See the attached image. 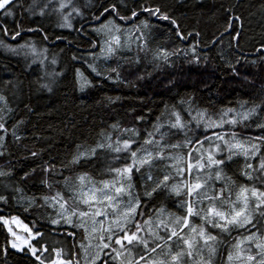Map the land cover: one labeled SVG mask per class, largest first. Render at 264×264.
Wrapping results in <instances>:
<instances>
[{
	"label": "trees",
	"instance_id": "trees-1",
	"mask_svg": "<svg viewBox=\"0 0 264 264\" xmlns=\"http://www.w3.org/2000/svg\"><path fill=\"white\" fill-rule=\"evenodd\" d=\"M13 2L16 4L13 15H0V27L7 29V34L0 31V94L6 97L12 109L5 118L7 132L4 147L0 149L4 153L0 155V169L11 171L10 176L0 177V194L7 198L6 202H0V216L18 217L34 233L40 231L42 236L37 239L46 241L45 247L53 246L45 239L46 235L57 237L54 247L63 250L62 256L67 251L60 241L68 239L72 251L73 238L58 234L49 225L50 208L41 200L43 195L52 194V190L41 183L46 163L56 164L57 170H61V162L67 161L78 145L82 150L94 145L104 132H112L115 138L117 133L111 127L114 124L120 128L136 127L143 135L165 105L183 107L181 100L191 99L194 108L206 109L213 119H218L223 109L239 110L244 102L247 108L264 98V0H73L82 14L73 13L69 17L71 27L61 26L64 21L55 10L60 0H35V15L29 11L34 0ZM109 3L117 4L121 15H129L134 8L138 15L126 21L106 12L101 15L103 7ZM41 4H48L44 16L39 15ZM141 5L159 6L162 12L174 18L180 32L185 34L183 39L176 36L175 26L168 21L140 11ZM105 17L121 26L122 42L123 33L134 24L139 26L142 20L147 21V49L138 51L133 45L131 51L125 48L108 60L97 58L99 44L106 37L96 29L102 22L107 24ZM235 17H239L238 22ZM229 23L231 28H227ZM17 25L20 35L13 39ZM29 28L34 30L28 31ZM233 33L238 35L234 38ZM93 42L97 47L92 46ZM25 43L35 46L37 52L46 50L43 65L38 59L33 63L30 53L24 55L27 50L19 46ZM193 46L199 63L191 62L190 55L173 56L167 64L152 58L156 48L189 50ZM53 58L55 64L50 63ZM90 63L100 70L119 66V79L96 76ZM77 70L91 81L90 85L81 88ZM110 75L115 77V73ZM42 84L49 87H41ZM137 117L142 119L137 120ZM256 119L245 121L247 126L230 129L225 124L224 128L235 130L238 138L254 137L261 132L255 126ZM13 128L19 140L12 135ZM203 131V127L194 128L189 135L195 138ZM32 152L37 155L33 156ZM109 163L117 166L121 161H113L109 153L98 151L87 164L81 162L83 167L78 165L63 171L65 174L86 171L95 177ZM144 171L141 169L142 173ZM159 172L158 167L152 169L154 176ZM138 177L139 174L133 178L134 190L143 193ZM49 182L52 183L51 176ZM17 188L20 191H16ZM33 197L35 202L29 207L28 201ZM182 198L158 192L151 198L143 197L141 206L145 216L161 204L176 213ZM68 230L76 233L75 242L83 239L81 232ZM243 231H233L230 236L223 234L224 244L218 248L217 264H221V256L226 258L228 243ZM31 243L35 245L36 240ZM42 258H55V253L44 252ZM0 264H38L27 248L11 249L10 235L2 222Z\"/></svg>",
	"mask_w": 264,
	"mask_h": 264
},
{
	"label": "snow or ice",
	"instance_id": "snow-or-ice-1",
	"mask_svg": "<svg viewBox=\"0 0 264 264\" xmlns=\"http://www.w3.org/2000/svg\"><path fill=\"white\" fill-rule=\"evenodd\" d=\"M35 6L34 0L33 8L29 9L33 15L36 14ZM15 7L13 0H0V15L12 16ZM39 8V15L44 16L48 4H41ZM55 10L64 21L62 27H71L69 17L73 13L82 14L73 0H60ZM140 11L168 21L175 26L176 36L183 39L185 34L180 32L177 21L162 12L159 6L141 5ZM105 12L122 21L138 15L135 8L129 15H121L115 3L105 5L101 15ZM105 20L107 24L102 22L96 29L106 37L99 44L97 58L108 60L125 48L131 51L133 45L138 51L147 49V21L142 20L139 26L134 24L132 29L123 33L125 39L122 42L121 35H118L121 26L108 17ZM235 20L238 22L239 17ZM231 26L229 23L227 28ZM0 31L7 34L3 27ZM18 35L19 25L12 38ZM236 35L238 33H233L234 38ZM92 46L95 48L97 44L93 42ZM19 47L27 50L25 56L29 53L33 56V63L38 59L43 65L47 59L46 50L37 52L35 46L28 43ZM177 55H190L191 62L199 63L195 46L189 50L156 48L152 52L154 60L165 64ZM136 61L139 62V57ZM55 62L54 58L50 61ZM89 67L96 76L119 79V66L100 70L90 63ZM111 73H115V77ZM77 75L82 77L79 81L81 88L91 84L79 70ZM41 87L48 88L49 85L42 84ZM245 103L240 104L239 110L223 109L219 118L213 119L206 109L194 108L191 99L181 100L183 107L165 105L143 135L136 127L120 128L114 124L111 127L117 133L115 138L112 132H104L99 134L94 145L83 150L78 145L71 157L61 162V170H57L56 164L46 163L41 183L51 189L52 194L43 195L41 200L53 210L50 224L60 226L58 229L54 227V231L73 238L71 254L65 252L61 256L62 249L53 247L55 258H42L48 250L46 241L37 239L42 233H33L26 224L21 225L28 234L23 239L8 228L15 241L20 242H11V247L21 250L24 245L38 264H46V261L47 264H97V261L100 264H217L218 248L224 244L223 234L230 236L233 231L243 229L228 243L227 256H221V264H264V98L247 108ZM11 111L6 97L0 94V149L4 147V133L7 132L5 118ZM252 117H257L254 123L261 129L254 137L238 138L235 130L224 128L225 124L230 129L237 125L247 126L244 122ZM140 119L142 117H137ZM201 127L204 131L199 136L189 135L194 128ZM12 135L20 139L14 128ZM98 151L109 153L113 161L121 163L117 166L109 163L95 177L86 171L64 173L63 169L83 167L81 162L87 164ZM3 154L0 150V155ZM32 155L37 153L32 152ZM238 157L242 159H236ZM157 167L160 172L154 176L152 169ZM141 169L145 171L142 173ZM137 174L143 193L134 190L133 178ZM10 175V170L0 169V177ZM57 184L59 188L55 187ZM158 192L183 197L178 205L179 215L161 204L145 216L141 206L143 197L151 198ZM6 201L7 198L0 194V202ZM34 202V197L29 199L28 206ZM11 221L21 223L15 216ZM0 222L4 226L9 224L3 216H0ZM64 225L68 229L82 230L83 240L75 242L76 233L64 229ZM206 228L219 231L213 233ZM31 240H36V244L30 243ZM93 240L98 242L93 244Z\"/></svg>",
	"mask_w": 264,
	"mask_h": 264
},
{
	"label": "rangeland",
	"instance_id": "rangeland-1",
	"mask_svg": "<svg viewBox=\"0 0 264 264\" xmlns=\"http://www.w3.org/2000/svg\"><path fill=\"white\" fill-rule=\"evenodd\" d=\"M122 30V29H121ZM118 35H121V41H122V33H118ZM79 80H81V77H79ZM166 210H168V211H171V209H168V208H165ZM176 214L177 215H179L180 214V209H179V207H177V209H176ZM53 215V210L50 208V213H49V220H50V216H52ZM18 218V217H17ZM6 219H8L9 220V224L6 226V228H7V231H8V228H11L12 229V232L13 233H15L16 235H18V236H20L22 239L23 238H25V237H27V233L24 231V229H23V227L21 226L22 224H25L20 218H18V220L21 222L20 224H17V223H15V222H13V221H11V217L10 218H6ZM99 219V218H98ZM49 225L52 227V228H60V226L58 225V226H53V225H51L50 224V222H49ZM29 227V226H28ZM64 227H66V228H68V226L67 225H64L63 226V228ZM30 228V227H29ZM31 229V228H30ZM32 230V229H31ZM77 230V229H76ZM77 231H79V232H81L82 233V237H83V231L82 230H77ZM185 231H187V229H185ZM32 232L34 233V231L32 230ZM8 233H9V231H8ZM9 235H10V247H11V242H16V243H20L19 241H15V237L11 234V233H9ZM45 239L47 240V242L49 243V244H51V245H53V246H47L46 248L48 249L47 251H45L46 253H48L49 255H52L53 254V252H52V248L54 247V243L56 242V240L58 239L57 237H53V236H47L46 235V237H45ZM83 240V239H82ZM32 241V240H31ZM31 241H30V243H31ZM61 243H63L64 244V249L68 252V254H71V251H70V248H71V244H70V242H68V239H63V240H61L60 241ZM98 241H96V240H93L92 241V243L93 244H95V243H97ZM51 247V248H50ZM24 248H26L24 245H21V250H16V249H13L12 247H11V249H13V250H15V251H22ZM63 251V250H62ZM106 251V250H105ZM61 256H62V252H61ZM102 258H103V256H102ZM100 261H97V264L99 263Z\"/></svg>",
	"mask_w": 264,
	"mask_h": 264
},
{
	"label": "bare ground",
	"instance_id": "bare-ground-1",
	"mask_svg": "<svg viewBox=\"0 0 264 264\" xmlns=\"http://www.w3.org/2000/svg\"><path fill=\"white\" fill-rule=\"evenodd\" d=\"M126 7V6H125ZM241 51V50H240ZM208 70H210L209 68H208ZM213 72V71H212ZM142 107V106H141ZM138 108V107H137ZM30 215V214H29Z\"/></svg>",
	"mask_w": 264,
	"mask_h": 264
}]
</instances>
